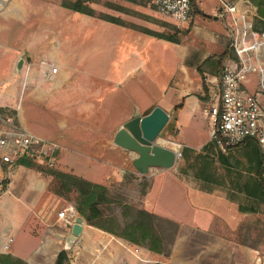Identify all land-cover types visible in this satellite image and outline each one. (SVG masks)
Here are the masks:
<instances>
[{"label": "crops", "instance_id": "1", "mask_svg": "<svg viewBox=\"0 0 264 264\" xmlns=\"http://www.w3.org/2000/svg\"><path fill=\"white\" fill-rule=\"evenodd\" d=\"M62 1L0 0V107L13 110L19 127L56 145V169L104 183L134 157L112 143L116 129L135 110L145 114L154 105L166 110L170 119L173 107L181 103L175 134L170 137L181 145L179 161L186 150L194 156L193 180L184 182L183 168L174 185L158 189L163 212L157 215L178 223L171 252L160 263L253 264L259 250H251L225 229L236 227L250 213L242 200L250 198L247 180L257 178L264 157L253 139L226 150L214 144L201 86L200 73L207 86L217 80L218 55L230 31V16H215L220 0H195L197 8L211 17L191 13L187 42L168 41L145 31H157V20L167 18L151 0L88 2L94 11L122 23L77 13L62 6ZM252 20L249 11L245 21L252 26ZM155 51L172 58V72L155 98L138 100L134 94L138 85L152 93L153 84L138 72L147 69ZM41 58H49L56 72L46 74L38 68L23 79L27 60ZM19 59L22 64L16 71ZM229 59L226 54L221 61ZM256 78L247 77L250 91H255ZM213 152L238 154L235 168L228 157L214 158ZM5 165L0 164V178L6 181L0 193V253L29 264H53L61 249L67 250L70 264L135 261L131 244L84 220L80 235L66 247L71 227L62 225L57 213L74 208L73 201L51 191L48 176L31 165L16 164L9 171ZM127 173L136 174L133 167Z\"/></svg>", "mask_w": 264, "mask_h": 264}, {"label": "built area", "instance_id": "2", "mask_svg": "<svg viewBox=\"0 0 264 264\" xmlns=\"http://www.w3.org/2000/svg\"><path fill=\"white\" fill-rule=\"evenodd\" d=\"M157 11L173 21L185 22L191 15L190 0H151ZM242 2V1H241ZM249 11L241 8L240 2L220 0L215 12L218 18L230 16L227 39L233 48L236 59H229L219 69L218 78L207 86L208 100L205 115L210 127L209 137L222 150L238 145L245 139L255 140L264 151V31L257 32L245 21ZM230 40V41H229ZM26 62L23 79L32 68ZM38 67L46 74L55 73L57 67L41 59ZM258 75V88L250 91L246 87L247 77ZM10 119L0 126V162L13 163L19 158L43 162L47 166L54 163L56 145L40 138L22 127L9 125ZM176 163L181 158V145L171 141ZM171 147L169 145H166ZM175 163V164H176ZM154 167L147 175L154 174ZM62 225L71 227L75 210L68 206L57 213ZM7 249V244H4ZM138 248L134 250V253ZM255 264H261L256 258Z\"/></svg>", "mask_w": 264, "mask_h": 264}, {"label": "rangeland", "instance_id": "3", "mask_svg": "<svg viewBox=\"0 0 264 264\" xmlns=\"http://www.w3.org/2000/svg\"><path fill=\"white\" fill-rule=\"evenodd\" d=\"M241 1L243 0H240V3L242 4ZM154 8L157 11L155 5H154ZM191 21H192L191 15L184 22V24L175 22L171 18H168V17L162 20H157V23L159 25H157L158 30L156 32H160L165 35L173 34L176 36L178 41L187 42L191 38L190 37L191 34L189 32L190 31L189 26H190ZM227 38L228 37L226 36L223 39L224 46L229 44ZM154 55H153L154 57L152 58V60L149 61L147 65V69L141 67L138 72V75L141 77L142 80L146 78L147 81H150L153 84L152 93L149 92V89L148 91H146V88L144 86L138 85L134 91V94L138 100H144V99L147 100L146 98L151 97V96L152 98H155L157 94L156 90L162 91V89L166 87L165 79L166 77L170 76L172 72V61H171L172 58L164 57L161 51H155ZM228 57L230 59H234V60L236 59V55L232 47L229 50ZM41 59H45L49 61L48 60L49 58H41ZM39 60L37 61L27 60L33 63V66L30 69V71L33 72L34 69L39 68L38 67ZM0 70H1V65H0ZM252 74L258 77L256 73H252ZM200 77L201 79L203 78L201 73H200ZM253 88L255 91L258 88L257 78L253 83ZM262 103L264 104V92H263ZM13 113H14L13 110H10V109L8 110V108L6 107H0V126L6 123V119H10V121L8 122L9 125L19 127V125H17L14 122L15 116ZM165 133H167V131H165ZM165 140L173 141L170 135L159 137V143L161 145H165V146L168 145L167 143H165L166 142ZM185 153L186 154L184 158L182 157L180 161L178 160L177 163L173 167L167 170H160L159 168H153L155 170H153L154 174L152 175H147V174L140 175L138 173L136 174L127 173V171L132 168L130 161L126 162L124 169H121V170L118 169L114 171L113 174L111 173L110 178L108 180H105L104 183H100L106 186L107 196L109 199H111V202L109 204H105V203L101 204L100 208L103 211V215H107L109 217L113 216L116 219V222L119 224V226H123L125 222L130 220L131 213H132V210H128V209L126 210V208H124L123 205H128L136 209H145L151 213L155 212L154 213L155 215H157V213H162L163 211H161V209L163 208L162 207L163 205L160 202V196L158 195V189H160L163 184L174 185L175 183L174 181L176 180L177 176L180 174L179 171H181V169L183 168H184V171H183L184 174H182L181 178H183L184 182L187 183L193 180L192 172L194 171V163H193L194 156L190 155V153L187 150L185 151ZM211 154L214 158H222L224 156L228 157L229 161L233 162L232 164L233 168H235L238 157H239V155L234 152L229 154L228 156L226 155L219 156L217 153H214V152ZM28 161H30L31 163L30 165L32 167H34L40 173L48 176L49 178L48 186L49 187H51L54 191L60 192L59 193L60 196H63L64 198L73 201V206L75 205V199L77 197L75 189L69 184L67 186L65 185L62 186L60 180L57 177L47 172L50 169H51L50 171H53L56 169L53 166V164L51 166H47L43 162H35L31 160H28ZM0 164L1 165L6 164L5 166H7V169L9 171L12 167L16 165V161L13 163L0 162ZM163 171L164 172L166 171V172L164 173ZM99 172L100 171L96 172L97 177L100 175ZM243 175L245 174L243 173ZM254 179L250 178L247 180L250 185V188L252 186V181ZM1 181H2V178H0V184H1ZM241 181L245 183V179ZM189 193L190 195H192V191H190ZM260 200L261 198L257 199L256 197V199H253L251 196L247 200L243 199L242 200L243 204H245L246 206L250 208V213L245 218L239 220V222L237 223L238 225L236 227L233 226V227L225 229V232L227 234L234 237L235 240L240 241L241 243L245 244V246H248L251 250L253 249L259 250V253H257L253 259V264L255 263L257 256L261 259V264H264V202H261ZM252 209L253 211H251ZM159 217L166 219V217H161V216ZM159 231L164 233V242H165L164 250L160 254L148 251L146 246L141 243L134 245L125 240L126 242H128V244H131L132 253L135 255V256L132 255L135 261L132 260L131 263H128V264H160V262L165 261L166 258H168L171 252V248L173 246L175 237L173 241L170 243L171 238H172V231L167 229V226L165 228L164 223L162 221H159ZM177 232L178 230L176 231V234ZM120 239H123V238H120ZM136 248H138V251L134 253V250Z\"/></svg>", "mask_w": 264, "mask_h": 264}, {"label": "trees", "instance_id": "4", "mask_svg": "<svg viewBox=\"0 0 264 264\" xmlns=\"http://www.w3.org/2000/svg\"><path fill=\"white\" fill-rule=\"evenodd\" d=\"M91 1L93 0H63L62 6L69 8L70 10H73L77 13L96 16L112 23H122V21L118 18L94 11L88 6V2ZM190 6L194 15L203 18L211 17L210 15L201 12L197 8L195 0H190ZM241 8L246 9L253 14L251 26L252 30L257 32L264 31V0H243ZM145 31L155 37L163 38L168 41L178 42V39L173 34L165 35L160 32L151 31L148 29H145ZM230 48V45L227 44L224 51L218 55L220 69L223 65V62L221 60L226 54L228 55ZM201 86L205 95L203 97V100H208L207 85L205 84L203 78L201 79ZM181 106L182 104L178 103L173 107L172 115L168 123L161 131L160 136H173L175 134L174 124L177 118L176 112L179 108H181ZM165 131H167V133H165ZM235 146L226 147V149L233 148ZM185 154L186 153L184 152V156ZM261 156L264 157L263 151L261 152ZM16 164L30 165L31 163L30 161L22 157L16 160ZM50 170L47 172L57 177L60 180L62 186H67L69 184L75 189L77 194L74 205L75 215L80 216L86 222V224L108 232L116 237L123 238L131 244L136 245L141 243L146 246L148 251L160 254L163 252L165 246L164 233L159 231V221H162L164 223V227L166 228L167 226V229L172 231V238L170 243L173 241L176 231L178 230V223L176 221L169 218H160L159 216L145 209H136L128 205H123L126 210H132V213L130 220L125 222L123 226H119L113 216L109 217L107 215H103V211L100 208L101 204H109L111 202V199H109L107 196V188L105 185L83 179L71 172L61 171L58 169H55L53 171ZM263 172L264 167L261 163L257 171V178L255 179V181H252V189L250 188V185L247 187V192L249 193V195L254 199H256V197L257 199L261 198V202H264ZM5 182V179L1 181L0 193L4 190ZM49 189L55 193L58 192L54 191L51 187H49ZM59 193L60 192H58V194ZM67 253V250L61 249L55 255L53 264H70ZM0 264L29 263L8 253H0Z\"/></svg>", "mask_w": 264, "mask_h": 264}, {"label": "water", "instance_id": "5", "mask_svg": "<svg viewBox=\"0 0 264 264\" xmlns=\"http://www.w3.org/2000/svg\"><path fill=\"white\" fill-rule=\"evenodd\" d=\"M21 64L22 60L19 59L16 71H19ZM168 120L169 113L161 106L154 105L145 114L135 110L131 117L114 132L112 143L134 154L130 163L136 173L145 175L152 167L169 169L175 165L176 159L172 147L159 143L160 133ZM83 224V219L76 215L66 240V247H69L80 235Z\"/></svg>", "mask_w": 264, "mask_h": 264}, {"label": "bare ground", "instance_id": "6", "mask_svg": "<svg viewBox=\"0 0 264 264\" xmlns=\"http://www.w3.org/2000/svg\"><path fill=\"white\" fill-rule=\"evenodd\" d=\"M165 143L172 147V143L170 141H166Z\"/></svg>", "mask_w": 264, "mask_h": 264}]
</instances>
